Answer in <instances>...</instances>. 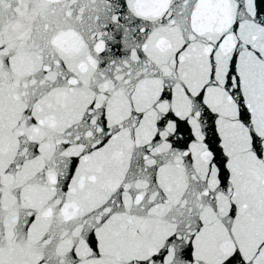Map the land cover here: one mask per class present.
Returning <instances> with one entry per match:
<instances>
[{
  "label": "snow or ice",
  "instance_id": "obj_1",
  "mask_svg": "<svg viewBox=\"0 0 264 264\" xmlns=\"http://www.w3.org/2000/svg\"><path fill=\"white\" fill-rule=\"evenodd\" d=\"M0 264H264V0H0Z\"/></svg>",
  "mask_w": 264,
  "mask_h": 264
}]
</instances>
